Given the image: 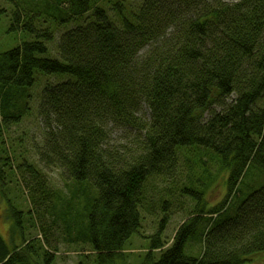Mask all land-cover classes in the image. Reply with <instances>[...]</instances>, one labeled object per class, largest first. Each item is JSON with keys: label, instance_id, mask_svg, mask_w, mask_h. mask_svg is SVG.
<instances>
[{"label": "trees", "instance_id": "1", "mask_svg": "<svg viewBox=\"0 0 264 264\" xmlns=\"http://www.w3.org/2000/svg\"><path fill=\"white\" fill-rule=\"evenodd\" d=\"M2 21L20 41L0 49V195L13 221L0 264H54L52 226L56 240L90 247L93 264L264 254V0H0ZM33 89L40 164L25 133L9 137ZM115 127L131 130L121 146ZM55 169L64 182L49 183ZM173 202L186 218L170 237ZM146 214L158 218L147 235ZM26 224L44 238L27 239Z\"/></svg>", "mask_w": 264, "mask_h": 264}, {"label": "rangeland", "instance_id": "2", "mask_svg": "<svg viewBox=\"0 0 264 264\" xmlns=\"http://www.w3.org/2000/svg\"><path fill=\"white\" fill-rule=\"evenodd\" d=\"M215 0H209V2L214 3ZM226 1V0H225ZM230 2H236L239 0H228ZM20 40L14 39V37L8 33L7 31V24L4 23V21L0 22V49L7 48L11 45H16ZM58 45H59V38L55 39L51 43H49L50 50L52 51V54L55 55L58 52ZM144 52V51H143ZM41 83L46 84V82L55 83L57 81V78L54 76H42ZM41 89H33L32 90V97L29 100V105L31 106L30 115L25 116L21 122H19L16 127H13L9 137L13 140L20 137L21 133H25L23 137L25 139L26 147L28 150H30V153H27V158L31 161H34L38 164H40L39 155L37 152H33L34 145H38L37 143H41L44 138V122L42 117L39 114V105L41 101ZM235 95L233 94L231 98H234ZM264 102V99L260 100L259 103L262 104ZM219 109L218 107H216ZM145 107L142 110V113H144ZM113 128V127H111ZM130 128L129 127H115L112 130V141H115L117 145H123L125 142H127V137L130 134ZM16 150L19 149L18 146H13ZM67 171L64 169H55L52 172H47V177L50 184H60L64 182V178H67L66 176ZM225 192V188L222 184H219L211 193L209 198V205H215L222 197V195ZM20 203H23L24 200H20ZM32 206V205H31ZM25 209L30 208V203L28 201L25 202L24 205ZM9 206L5 199H3L0 195V235L4 237L8 242L11 243V226H12V218L9 217ZM168 212L171 214V221L166 229V232L170 237L174 235V232H176V229L179 228V226L182 224L184 218H186V215H184L183 209H180V207L175 204V202L170 203L168 205ZM157 215L161 217L162 212H158ZM157 215H147L146 218L143 221V227L141 228L142 234H151L156 229V221H157ZM50 216H45L44 221H48ZM50 222V221H49ZM48 224V222H47ZM55 228V229H54ZM35 229V228H34ZM31 228V225L26 224L25 226V232L27 235V239H33L37 236H40L42 239L44 238V234L42 235V232L40 230H34ZM58 226H52L51 232L48 240L52 245H57L58 251L55 253V262L54 264H93V258L96 254L90 252V247L81 248L80 245H69L63 242L60 238V240H56L57 237L61 236L60 233H58ZM39 233V234H38ZM49 234V233H48ZM47 234V235H48ZM46 235V236H47ZM169 237V238H170ZM13 240L17 243L21 242V238L16 234L13 235ZM149 242V239H143L140 237H135L133 240V247H142L147 245ZM45 245V244H44ZM49 246V245H48ZM201 249L199 247H194L193 251L196 252ZM52 251V250H51ZM53 252V251H52ZM88 260H86V258ZM135 259V258H134ZM136 260V259H135ZM249 264H264V254H258L254 255L251 260L249 261Z\"/></svg>", "mask_w": 264, "mask_h": 264}]
</instances>
